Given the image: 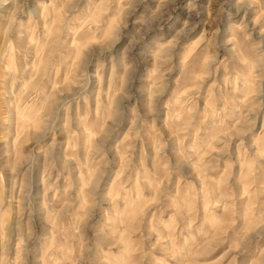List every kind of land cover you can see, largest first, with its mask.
I'll return each mask as SVG.
<instances>
[{
	"label": "clouds",
	"instance_id": "1",
	"mask_svg": "<svg viewBox=\"0 0 264 264\" xmlns=\"http://www.w3.org/2000/svg\"><path fill=\"white\" fill-rule=\"evenodd\" d=\"M0 264H264V0H0Z\"/></svg>",
	"mask_w": 264,
	"mask_h": 264
}]
</instances>
